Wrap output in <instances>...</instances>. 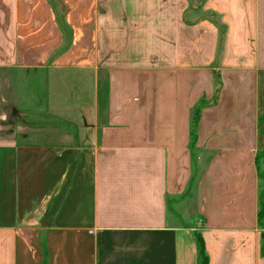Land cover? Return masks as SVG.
<instances>
[{
    "label": "crops",
    "instance_id": "obj_1",
    "mask_svg": "<svg viewBox=\"0 0 264 264\" xmlns=\"http://www.w3.org/2000/svg\"><path fill=\"white\" fill-rule=\"evenodd\" d=\"M23 67L79 122L0 136V264H264V0H0Z\"/></svg>",
    "mask_w": 264,
    "mask_h": 264
},
{
    "label": "rangeland",
    "instance_id": "obj_2",
    "mask_svg": "<svg viewBox=\"0 0 264 264\" xmlns=\"http://www.w3.org/2000/svg\"><path fill=\"white\" fill-rule=\"evenodd\" d=\"M189 1L192 5L200 3V0ZM34 69L23 67L16 70L10 69L6 72L0 71V136H3L4 132L10 134L13 130H16L18 134L23 135V138L37 137L33 141L43 145V142L46 141H56L55 137L64 132L68 128L67 125L79 122L76 112L80 106V99L78 93L74 92L76 88L72 85H70V90L67 91L69 92V98H62L63 85L54 86L46 83L42 76L44 72L35 73ZM86 83L84 89L92 93L91 83L88 81ZM216 89L218 88L215 84ZM213 98L204 97L201 99L203 106H201L200 112L205 106L213 103ZM102 101L104 102V98L101 99ZM67 107L69 113H67ZM120 107L121 104L113 106V108ZM191 117L193 118V113ZM73 132L69 131L71 134ZM45 136L48 137L45 138ZM25 143H23V149H27ZM41 164L39 163L38 166L43 167ZM25 183L27 188L30 179H26Z\"/></svg>",
    "mask_w": 264,
    "mask_h": 264
},
{
    "label": "trees",
    "instance_id": "obj_3",
    "mask_svg": "<svg viewBox=\"0 0 264 264\" xmlns=\"http://www.w3.org/2000/svg\"><path fill=\"white\" fill-rule=\"evenodd\" d=\"M192 7H198V4L196 3L195 5H192ZM219 84H216V87L219 89ZM218 89L215 90V95L213 98V103L216 101V93L218 91ZM201 106H203V101L201 100L198 105H196V107L194 108V112H193V118L191 121V137H192V143H194V132H195V127L198 123L199 120V116H200V109ZM259 179H260V191H259V207H258V213H257V217H258V221H259V225L262 227V218L264 215V172H259ZM196 246H197V264H208V256L206 254L205 251V244L203 241V238L201 236L200 233L198 232H194L193 234ZM261 239H262V254L264 255V232H262L261 234Z\"/></svg>",
    "mask_w": 264,
    "mask_h": 264
}]
</instances>
